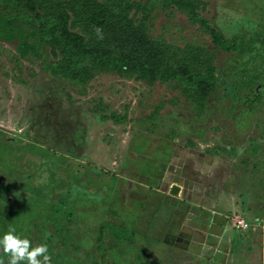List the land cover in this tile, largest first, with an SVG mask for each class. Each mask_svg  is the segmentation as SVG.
Returning <instances> with one entry per match:
<instances>
[{"label":"rangeland","instance_id":"obj_1","mask_svg":"<svg viewBox=\"0 0 264 264\" xmlns=\"http://www.w3.org/2000/svg\"><path fill=\"white\" fill-rule=\"evenodd\" d=\"M201 1L203 17L227 35L264 25V0ZM149 27L175 45L215 49L210 36L177 9L156 6ZM46 53L40 60L23 58L13 44L0 42V238L15 228L33 246L46 243L83 264H103L95 247L72 252L55 235L46 236L54 226L47 206L65 212L67 193L75 197L85 189L99 192L71 198L80 205L81 237L91 236L104 219L123 220L143 235L107 264H264V103L252 106L254 93L244 100L229 94L242 57L215 50L222 84L198 117L177 83L148 85L103 72L78 87L45 69L53 59ZM255 87L263 88L264 99V82ZM29 144L49 155L34 153ZM147 170L157 185L150 192ZM101 195L112 198L103 215L97 206L108 200ZM120 205L126 215L116 209ZM155 205L160 212L150 225ZM238 219L249 227L237 228ZM0 259L7 264L9 258L0 251Z\"/></svg>","mask_w":264,"mask_h":264},{"label":"trees","instance_id":"obj_2","mask_svg":"<svg viewBox=\"0 0 264 264\" xmlns=\"http://www.w3.org/2000/svg\"><path fill=\"white\" fill-rule=\"evenodd\" d=\"M159 5L163 9H177L186 14L192 23L198 24L210 36L215 49L192 42L178 46L168 42L163 36L152 35L149 22L152 12ZM203 7L201 0H0V42L13 44L16 53L23 58L33 57L40 60L42 52H47L48 57L53 59L50 62L45 61V69L52 76L78 87L87 85L103 72L134 78L148 85L156 82L177 83L182 96L198 117L205 115L210 100L222 84L215 54V50H220L243 58L241 63L238 62L243 69L241 72L237 70L238 76L233 79L229 88L232 98L244 100L247 95L254 93L249 101L252 106L254 101L257 104L264 103L263 88L257 87V91H254L257 84L264 82V25L256 23L251 30L227 35L203 17L200 12ZM96 28L102 29V40L97 38ZM102 112L100 109V113ZM113 119L123 120L115 115ZM27 147L34 153L49 155V150L40 145L29 144ZM255 149L249 150L251 155L256 154ZM243 162L245 164V159ZM147 173L148 170L145 171V184L150 192L157 185L148 181L152 178L146 177ZM113 182L115 184L117 181L113 179ZM97 192L84 189L75 197H70V193H67L66 198L69 201L66 206H69V210L65 212L57 205L47 206L48 210H52L49 215L54 226L48 230L50 234L47 227L43 231L48 233L47 237L55 235L59 238L58 242L68 245L72 252L82 247L86 250L95 247L101 254L103 264H107V259L116 262L121 253L133 247L132 240L143 235L135 233L136 230L123 220L117 224L104 219L93 225L91 236L85 234L81 237L78 215L80 205L72 204L71 198L81 200L86 196L97 197ZM146 194L143 191V198ZM101 196L102 199L105 198L104 195ZM111 199H107L104 205L97 206L100 213L101 210L103 214L106 213L107 206L111 208ZM63 200L64 198L58 202L59 205ZM178 204L176 199V206ZM123 205L116 209L126 215ZM159 209L160 206L153 208L149 218L153 217L147 223L152 224L154 217L160 212ZM63 213L66 214L64 219ZM136 213L132 216L136 217L138 211ZM168 214L165 211V215ZM44 216L46 218L47 214ZM141 219L138 217L139 222ZM248 227L249 224L246 228ZM178 228L179 224L176 223V230ZM145 239L150 240L153 237ZM119 245L122 246L120 249L117 247ZM56 250H49L51 262L83 264L76 257L68 256L63 248Z\"/></svg>","mask_w":264,"mask_h":264},{"label":"clouds","instance_id":"obj_3","mask_svg":"<svg viewBox=\"0 0 264 264\" xmlns=\"http://www.w3.org/2000/svg\"><path fill=\"white\" fill-rule=\"evenodd\" d=\"M98 39H103L102 29L96 28ZM0 251L7 256V264H51L49 248L46 244L32 245L30 239L16 233L15 228L9 230L0 238ZM0 264H5L0 259Z\"/></svg>","mask_w":264,"mask_h":264},{"label":"built area","instance_id":"obj_4","mask_svg":"<svg viewBox=\"0 0 264 264\" xmlns=\"http://www.w3.org/2000/svg\"><path fill=\"white\" fill-rule=\"evenodd\" d=\"M247 222H245L243 219H238V223L235 225L237 228H243L245 229L247 227Z\"/></svg>","mask_w":264,"mask_h":264},{"label":"water","instance_id":"obj_5","mask_svg":"<svg viewBox=\"0 0 264 264\" xmlns=\"http://www.w3.org/2000/svg\"><path fill=\"white\" fill-rule=\"evenodd\" d=\"M177 191H178V187L177 186L172 187V191H171L172 194H176Z\"/></svg>","mask_w":264,"mask_h":264}]
</instances>
